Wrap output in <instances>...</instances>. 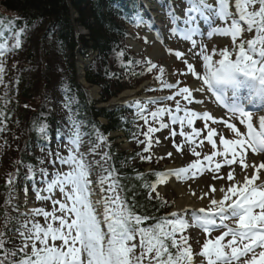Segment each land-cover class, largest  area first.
<instances>
[{"label":"snow or ice","instance_id":"1","mask_svg":"<svg viewBox=\"0 0 264 264\" xmlns=\"http://www.w3.org/2000/svg\"><path fill=\"white\" fill-rule=\"evenodd\" d=\"M162 7H165L164 0H158ZM188 5L184 11V16L176 14L171 3L166 6V14L173 27L170 36H178L184 41L191 42L192 48L197 47V40L194 37H202L198 18L208 23L209 29L207 36L212 37L219 34L223 37H230L233 45L232 52L225 47L218 53L219 59L213 60L212 55L205 54V49L200 48L199 55L203 59L204 69L209 68L213 62L221 65L231 64L234 68L250 77H264V0H235V8L239 19L237 20L230 11L229 0H215V6L209 0H185ZM259 5L258 10L255 5ZM113 7H118L113 5ZM250 8L252 10H250ZM124 19L128 20L134 27L147 25L151 30L153 21L144 19L143 12L134 8L131 14L125 13ZM229 22V26L216 27L215 21ZM255 29L254 39H248L246 43L237 42L245 30ZM110 27V25H106ZM27 25L13 32L15 43L11 48L6 42H0V58L7 52L14 51L21 47L22 36L27 31ZM156 38L163 42V36L156 31ZM147 42V40H146ZM175 56L180 58L181 51H175ZM124 53H118L122 57ZM213 55H216L215 51ZM140 63V62H136ZM187 70L196 80H203L207 84V79L197 74L193 65L187 60ZM133 62L129 60L128 65L121 62V66H132ZM157 68V65L151 60L147 61V71L151 72ZM164 67L159 68L163 74ZM4 67L0 62V84L3 83ZM135 74V73H134ZM161 80V76L156 77ZM163 88L173 89L176 84L162 81ZM67 96V86L62 87ZM199 88L182 87L176 95L182 96L184 100L192 103L194 93H198ZM174 97L150 98L147 101H137L134 106L136 114L143 119L145 124H149L148 116L145 115L147 105H156L164 101L173 100ZM7 103V102H5ZM197 104H203L200 99ZM68 107V105H65ZM180 104H176L175 112L172 109L158 107L150 112L153 121L159 123V127L149 126L144 133L145 143L144 152H149L152 145V134L170 128L172 125H179V135L184 137L186 142H193V137H200V132L193 128V122L196 120L211 121L212 124L225 125L230 129L235 138L226 139L223 135L218 136V142L223 146L222 151H212L210 155L205 154L202 160L197 159L187 167H177L168 171H159L153 173L155 182L144 181L143 187L148 190L149 199H153L152 193H155V199L160 201V206H167L168 202L163 200L161 193L157 191L159 185H167L169 178L175 176L178 180H190L197 177L198 174L205 171H221L223 165H237L234 169L237 173L233 176V170L224 173L222 177H216L217 180L223 179L224 185L211 186L210 190L197 185L196 188H190V195L205 201L207 206H199V218L186 217V209L173 211L172 218L150 217L149 215H138L133 210L134 206H129L126 199L119 194L123 191L119 178L115 175V169L103 170L97 178V184L102 192H106L101 199L93 201L94 194L90 179L91 168L86 163L84 154L79 152L82 143L81 124L82 122L69 116L71 131L68 134V144L71 146L67 157H62L59 152L56 153V160L61 165H67L68 171H56L52 174L51 180L45 179L44 188H35L37 200L52 199L54 191H58L63 196V200H52L53 209L51 212L43 208L32 209L34 216H43L44 224L38 221H26L21 225L19 235L21 243L17 248H5L6 240L4 233L0 232V264H264V161L259 163L246 162V156L251 160L252 152L249 151L250 145L247 142V136L255 130L254 118L251 114L239 113L228 117V120L238 121L242 128L236 123L228 120L214 119V114L209 110L190 111L183 110ZM165 114L168 115L169 123L163 122ZM43 115V114H42ZM4 117L3 111H0V122ZM261 127H264V118L259 120ZM186 127L191 128L192 135L186 132ZM207 127V125H205ZM33 130L47 139L48 125L41 121L37 124L33 122ZM5 131L0 127V132ZM177 131L173 130L171 135L177 136ZM101 141L104 137L97 132ZM217 136L215 129H209L207 132V142L212 149H216L217 141L213 139ZM159 142V141H157ZM99 147V145H96ZM43 150V149H42ZM180 152V147L176 148ZM52 155L51 152L48 153ZM107 156V153L104 154ZM192 155L199 157L198 151H193ZM167 156H173L168 152ZM216 157H222L223 160L216 161ZM161 159L163 157H160ZM141 159L151 160L148 157L141 156ZM56 161H53L55 164ZM44 160L40 159V164ZM29 167L30 176L33 174L32 166ZM247 170V171H243ZM41 172L47 178V169H41ZM106 173V174H104ZM137 179L143 180L142 176ZM232 181L231 186L227 182ZM13 182V177H9V184ZM104 185H107L105 189ZM239 185V187H237ZM27 191V190H25ZM47 193L42 195L41 193ZM219 194H223L220 198ZM235 197V199H233ZM210 201V203L208 202ZM6 203H8L6 201ZM55 205H59L58 208ZM103 206L102 215L98 214V206ZM238 207L243 209V214L235 220L234 225H230L231 219L221 214L229 208ZM59 213V215H57ZM7 215V214H6ZM10 219V218H9ZM155 220L149 226H142L149 220ZM8 219L5 220L7 225ZM29 223L31 226L29 227ZM198 229L200 234L205 237L200 239L197 235L193 239L199 247L195 254L194 248L189 242V236L184 233L190 229ZM139 238L138 244L135 242ZM60 242V243H57ZM139 247V255L136 254ZM30 249V251H29ZM174 250V251H173ZM259 250V251H257ZM20 253L18 259H11Z\"/></svg>","mask_w":264,"mask_h":264},{"label":"trees","instance_id":"2","mask_svg":"<svg viewBox=\"0 0 264 264\" xmlns=\"http://www.w3.org/2000/svg\"><path fill=\"white\" fill-rule=\"evenodd\" d=\"M0 7L19 13L30 25L27 27L28 30L36 27L37 34H41L40 37L34 35L33 42L36 43L32 47H36L27 51L28 75H20L18 98L8 100L7 106H3V101L0 103V111L4 113L2 122H0L4 125L0 127L12 129L10 125L13 126L19 122L21 133L25 135L29 133L28 137L31 138L36 133L33 130L34 119L37 124L43 121L49 127L61 128L65 124L70 125L69 116L71 115L73 119L82 122L81 128L84 127L85 130L91 126L107 134L121 129L122 114L124 115L125 111L111 113L95 107V102L89 99L77 82L75 58L77 46L81 48L80 53L86 57L90 53L96 54V61L100 64L95 71L90 67L87 69L86 80L91 86L98 85L103 88V101L121 92L124 89L121 85L123 79L112 74L110 64L116 53L122 51L123 56H127L122 43L126 37L123 28V22L126 20L122 12L110 9L102 0H0ZM73 11L77 13V18H74ZM76 26L85 28L89 32L88 36L77 38ZM30 43L29 40L28 44ZM6 76H3V81ZM65 85L67 86V100L62 91ZM57 90L61 96L58 98L61 102V114H49L45 111L46 104L40 109H38L39 105L38 107L31 105L38 104L36 100L39 101L41 98L47 99L52 92H57ZM24 105L26 106L23 108ZM29 108L33 111L28 110ZM15 114L19 119L13 118ZM100 118L108 121L106 126L99 123ZM1 136L2 133H0V139ZM129 139L132 140L130 136ZM114 147L110 149L113 157L112 166L123 188L126 203L134 206L133 210L138 215H149L155 218L164 216L168 208L161 207L159 201L149 200L148 190L142 186L144 181L155 182L154 175L151 177L144 175L141 163L136 166L131 164L137 158V153L131 156L122 154L119 153L118 146L114 145ZM1 168L5 169L0 160V170ZM138 175L142 176L143 180L137 179ZM11 185L12 183H7L5 178L0 176V223L5 224V220L8 219L5 236H8V232H13V220L9 219L10 217L5 213ZM143 226L149 225L144 224Z\"/></svg>","mask_w":264,"mask_h":264},{"label":"rangeland","instance_id":"3","mask_svg":"<svg viewBox=\"0 0 264 264\" xmlns=\"http://www.w3.org/2000/svg\"><path fill=\"white\" fill-rule=\"evenodd\" d=\"M182 1V0H181ZM231 0H229V2H230ZM181 4L184 6V7H186L185 6V4L183 3V2H181ZM257 7V5H255V8ZM250 10H252L251 8H250ZM221 26L222 27H225V26H229V24L228 23H225V22H222V24H221ZM242 27H244L245 28V30L243 31V33L241 34V36L240 37H238V39H237V42L239 43V42H244V43H246V41L248 40V39H254L255 38V36H256V32H255V29H253L252 31H248L247 30V28H246V25H243L242 24ZM144 32V31H143ZM141 33H142V31H141ZM221 40H224V39H221ZM221 40H219V41H214L213 43H212V47H211V51H210V55H212L213 56V60H217V59H219V56H218V53L220 52V51H222L225 47H227L228 48V50L230 51V52H232V49H233V45L231 44V40L229 41V42H223V41H221ZM163 49V48H162ZM165 52H166V54L169 56L168 57V62H171V61H173V62H176V57H174L173 56V54H172V51L170 50V51H168V49L166 48L165 50H164ZM215 51V53H216V55H213V52ZM190 53H192L193 54V52H190ZM232 55L234 56L235 55V53L234 52H232ZM23 57H26V55H21L18 59L20 60V62H21V59L23 58ZM6 57H2V58H0V61H2V59L4 60ZM148 58V56H145L144 57V60L146 59V60H148L147 59ZM121 62H123V64L125 63L124 62V60L122 59V57H115L114 59H112L111 60V64H112V68H113V70H112V72L113 73H115V71H118V72H120V71H122L123 70V66H121ZM178 62L179 63H181V65L179 64V63H177L178 65H175L174 66V69L176 70V72H177V74L175 75V79H177V80H179V79H181V78H183V77H185L186 79H189L190 77V73L188 72V70H187V64H185L184 62H181L180 60H178ZM12 63H13V65H14V67L15 68H18V66H20V63L18 64V60L16 61L15 59H12ZM153 63H155L156 65H157V68L156 69H154L153 71H151V72H148L147 70H142V72H143V75H144V77L145 78H151L150 80H153V81H157L156 79H154V78H156L157 76H161V77H166L167 76V73H166V71H164V73L163 74H161L160 72H159V68L161 67L160 66V63H156V62H153ZM3 66H4V64H3ZM145 69H147V68H145ZM181 70V74H178V72ZM199 71V70H198ZM131 76H129V78H130ZM187 77H189V78H187ZM127 84V83H126ZM195 84V83H194ZM182 85V86H181ZM150 86H152L153 88H151V87H148L147 88V90L145 91V95L146 96H151V95H154V94H152L153 93V91H156V90H158L159 88V86L157 87L156 85H154L153 86V84L150 82ZM193 86V82H191V81H189V82H187L186 84H178V86H177V88H182V87H189V88H191ZM126 90H129V89H126ZM125 90V91H126ZM147 91H148V93H147ZM158 95H160V94H158ZM94 96V98L96 97V95H93ZM152 106V105H151ZM153 108L154 107H156V105H153L152 106ZM149 108V105H147V109ZM152 111H155V110H153L152 109ZM150 110H146L145 111V115H147L148 116V119H149V124H145V122H144V120L143 119H140V121H139V126H142L143 127V130L144 131H146L147 132V128L149 127V126H153V127H157L156 126V123H155V121H153L152 120V118H151V116H150ZM239 127L240 128H242L243 126H240L239 125ZM173 131V129H171V130H169V135H170V138L171 139H169L168 138V136H165L164 134H162L163 135V137H162V140H160L159 141V134H158V132H156V133H154V134H152V147L150 148V151L149 152H146V153H144V157H148L149 155H151V160H146V159H144L145 161H152L155 165H157L158 166V160H160V161H163L164 162V164L165 163H168L169 161L168 160H166V159H164V160H162L161 158H159V159H155V161H154V159L152 158V155H153V152L156 150H158V149H163V148H168V147H170V148H173L172 146H180V148H182L183 146V150L184 151H186V149L188 148L187 147V145H186V143L184 142V141H180V142H178V143H176V139H172L173 138V136L171 135V132ZM186 132H187V129H186ZM179 140H181V139H179ZM156 141H159V143L156 145ZM145 146H146V144L145 143H142L141 145H140V148H141V150H143L144 148H145ZM122 148L123 149H125V150H128L129 148H131V149H133V148H135V144H129V146H127V147H124V146H122ZM129 151V150H128ZM181 151H182V149H181ZM192 151L193 150H191V151H189L190 152V156H191V158H192V161H194L196 158L195 157H193V155H192ZM144 152V151H143ZM159 152H161V153H164V152H162V151H159ZM183 152V151H182ZM0 154H2L3 155V152H0ZM178 155H176V156H173L172 158H171V164H174L175 166H178V165H180V167H187V166H189L191 163V161H188V153L187 152H185V155L184 154H182V153H177ZM165 158V157H164ZM217 161H219V160H217ZM87 164H88V162H86ZM190 163V164H189ZM147 168H148V170H151L148 166H147ZM236 169V168H235ZM233 170V176L236 174V171L234 170V169H232ZM244 171H246V170H244ZM227 172V171H226ZM224 173L225 172H218V174H210V175H205V172L203 173V175L201 176L202 177V179L201 180H199V181H201L203 184H205L204 185V187H205V189L206 190H210V187L211 186H215V185H217V183L219 182V181H221V180H223V179H219V180H217L216 179V177H218V176H220V177H222L223 175H224ZM174 178H176L175 176H174ZM159 189H157V191H158ZM198 194H199V192H198ZM155 193L152 195L153 197H154V199H155ZM166 196H164V195H162V198H170L171 199V201L173 202V204H175L176 205V200L171 196V195H169V193H167V194H165ZM169 199V200H170ZM201 200L200 199H198V197H197V200H196V202L197 203H199ZM39 208H41V207H39ZM57 215H58V213H57ZM43 224H44V222H43ZM194 231H192V234L187 230L185 233H184V235H188L189 236V242H190V244H192L193 245V248H194V258H196V256H195V254L199 251V247H197L196 246V244H195V240L193 239L194 237H196L194 234ZM204 239V238H203Z\"/></svg>","mask_w":264,"mask_h":264},{"label":"clouds","instance_id":"4","mask_svg":"<svg viewBox=\"0 0 264 264\" xmlns=\"http://www.w3.org/2000/svg\"><path fill=\"white\" fill-rule=\"evenodd\" d=\"M203 76L207 79L208 83H201V88L220 89V90H238L244 86V82L240 80L243 76L253 82V87L256 97H264V77H250L246 73H242L234 68L229 63L223 65L213 62V64L203 71ZM255 115V114H254ZM255 130L248 135L247 142L250 145L249 151L253 153L254 157L259 159L264 155V127H261L259 122L255 123ZM230 225H234L235 221H230Z\"/></svg>","mask_w":264,"mask_h":264},{"label":"bare ground","instance_id":"5","mask_svg":"<svg viewBox=\"0 0 264 264\" xmlns=\"http://www.w3.org/2000/svg\"><path fill=\"white\" fill-rule=\"evenodd\" d=\"M232 2L234 4H232V10H230V11L231 12L232 11L235 12L233 14V16L236 18L237 15H238V13L236 12V8H235V0H233ZM150 3L151 2H147L146 3V6H148V8H151L152 7V10H153L154 7H155L154 6L155 4H150ZM167 4H169V3L168 2L165 3V1H164L165 7L167 6ZM158 7H159L158 9H160V10H164V8H165V7H162L160 5H158ZM173 9L176 12V14H177V12L180 13V14H177L180 17H183L184 16V14H182L180 11H178V8L177 7H174L173 6ZM153 11L156 12L155 9ZM163 16H164V12H162L160 14V16H158V20H159V17H163ZM148 17L149 18L146 19L148 21L150 20V18H152V20H155L157 18V17L154 18V16L152 15V13ZM237 20H238V18H237ZM159 22H160V24H162V26H164L163 23H162V21H159ZM164 33L166 35H168V33H166V32H164ZM149 39L150 40H155V37L150 36ZM223 39H227V38H223ZM135 48L136 49H139L140 46L136 45ZM157 48L159 49V46H157ZM157 48H155L154 51H153V53L151 54L152 55V58H155L156 59L160 55V53L158 52V49ZM130 94H132V92H126V93H124L122 95L123 99L126 100L129 97ZM128 101H130L131 103H134V101H139V100L138 99H135V98H129ZM141 102H143V101H141ZM214 113L217 114V112H214ZM160 154L163 155V156H166L167 155V154L161 153V152L159 153V155ZM156 155H158V150L156 151V153H154V157ZM251 163H259V161L258 160H252ZM236 176H237V174H236ZM236 176H235V178H236ZM231 182L232 181H228L227 182V186H231L232 185ZM172 183H173V180H169V183L165 186V188H163V189L160 190V193H162V194L163 193H165V194L166 193H169V194H171V196L175 197L176 202H177V210L178 211L183 208V209H186L187 210L185 213H188V212H191L192 210L198 208L199 206H203L205 204V201H202V200L199 203L196 202L197 197L199 195L198 193H197V197H194V196L190 195V188H196L197 185H199L200 187L205 188L204 187L205 184H203L201 181L195 182V183H191V184H188V185H182V186L175 185V184H172ZM224 184H225V181H222V182H218L217 183V185H224ZM237 187H239V185H237ZM219 195H220V198H221L222 194H219ZM233 199H235V197H233Z\"/></svg>","mask_w":264,"mask_h":264}]
</instances>
